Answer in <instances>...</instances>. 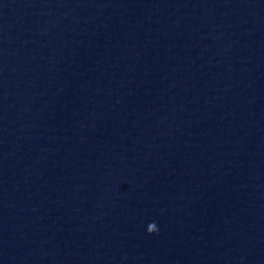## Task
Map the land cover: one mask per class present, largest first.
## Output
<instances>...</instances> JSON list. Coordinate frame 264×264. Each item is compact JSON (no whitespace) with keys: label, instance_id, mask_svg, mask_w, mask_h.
Here are the masks:
<instances>
[{"label":"clouds","instance_id":"obj_1","mask_svg":"<svg viewBox=\"0 0 264 264\" xmlns=\"http://www.w3.org/2000/svg\"><path fill=\"white\" fill-rule=\"evenodd\" d=\"M146 230L149 234L158 233V226L155 222H152L147 226Z\"/></svg>","mask_w":264,"mask_h":264}]
</instances>
